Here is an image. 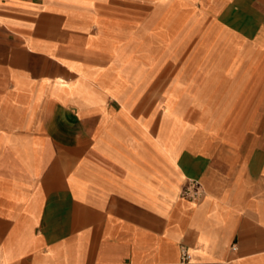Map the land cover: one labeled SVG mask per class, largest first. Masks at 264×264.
<instances>
[{"label": "crops", "instance_id": "0c3cea01", "mask_svg": "<svg viewBox=\"0 0 264 264\" xmlns=\"http://www.w3.org/2000/svg\"><path fill=\"white\" fill-rule=\"evenodd\" d=\"M0 264H264V0H0Z\"/></svg>", "mask_w": 264, "mask_h": 264}, {"label": "built area", "instance_id": "2783aa9c", "mask_svg": "<svg viewBox=\"0 0 264 264\" xmlns=\"http://www.w3.org/2000/svg\"><path fill=\"white\" fill-rule=\"evenodd\" d=\"M203 194V189L198 180L190 179L189 184L186 186V188L182 191V195L197 200L199 199ZM183 257L184 259H189L190 255L187 251V249H183Z\"/></svg>", "mask_w": 264, "mask_h": 264}]
</instances>
